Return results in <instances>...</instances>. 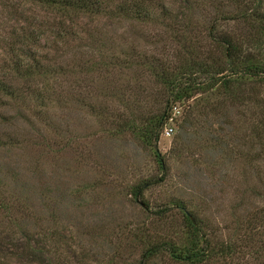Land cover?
I'll list each match as a JSON object with an SVG mask.
<instances>
[{
    "label": "trees",
    "instance_id": "1",
    "mask_svg": "<svg viewBox=\"0 0 264 264\" xmlns=\"http://www.w3.org/2000/svg\"><path fill=\"white\" fill-rule=\"evenodd\" d=\"M15 1L38 6L47 15L42 20L37 16L26 20V27L11 29V37L16 40L6 43L7 59L0 60V108L5 100L38 105L69 102L65 93L72 99L74 89L93 92L97 80L99 86L95 91L102 94V102L116 100L125 110L117 128L129 130L146 148L159 143L167 123L176 111L185 107L187 113L179 119L182 120L179 125H187L198 110L216 117L227 110L224 122L227 129L223 131L227 135L230 131L238 134L237 151L229 142L225 144L227 151L250 165L264 155V0ZM100 18L113 24L131 22L162 27V34H152L150 38L167 37L170 42L163 49L148 52H141L135 43L124 49L125 41L119 42V36L112 41L103 33L95 34L91 25ZM43 43L51 44L58 58L66 48L85 52L68 64L59 65L34 51L40 50ZM125 69L135 77L138 71L142 78L137 76L134 83L117 80L116 75ZM56 73L60 77L65 74L82 77L84 81L76 79L72 91H60L56 89L59 77L56 83L52 80ZM12 76L27 87L15 86L11 83ZM228 108L237 113L229 115ZM257 148L260 153L254 155ZM158 162L165 172L162 161ZM147 185L153 183H140L130 192L149 214L151 205L143 199ZM20 199L13 189L0 186V216L4 215V220L0 219V250L12 245L11 235L18 231L23 249L43 256L42 264H52L56 256L62 257L58 246L61 237L47 232L43 236L38 234L37 241L32 232L23 229L16 219ZM170 204L158 214L167 222L171 209L178 211V226L165 229L162 225L160 231L157 227L150 231L151 227L143 223L134 231L127 225L126 250H132L131 255L141 253V261L136 262L132 255L128 264H237L239 252L255 242L257 228L264 226L263 208H256L253 214L246 212V217L234 222L235 230L243 233L241 244H237L232 239H221L222 232L213 230L201 217L202 210L192 209L190 202L174 199ZM165 222L159 218L154 225ZM74 256L80 264L88 258ZM252 256H257L256 251Z\"/></svg>",
    "mask_w": 264,
    "mask_h": 264
},
{
    "label": "rangeland",
    "instance_id": "2",
    "mask_svg": "<svg viewBox=\"0 0 264 264\" xmlns=\"http://www.w3.org/2000/svg\"><path fill=\"white\" fill-rule=\"evenodd\" d=\"M46 15L35 5L0 0V60L7 59L6 43L16 40L11 37V29L26 27V20L36 16L42 20ZM91 27L97 36L103 33L112 41L119 36V42L125 41L124 49L135 43L141 52H148L163 49L170 42L167 37L150 38L162 34V27L155 25L113 24L100 18ZM50 45L43 43L40 50L34 51L59 65L85 52L66 48L58 58ZM135 73L142 78L138 71ZM55 75L52 80L56 83L59 77L56 89L60 91H72L76 79L84 81L82 77ZM136 77L127 69L116 75L119 81L133 83ZM18 81L11 77L15 86L27 87ZM95 83L93 92L74 89L72 99L65 93L69 102L38 105L4 99L6 103L0 108V186H8L21 198L16 219L36 240L38 234L60 235L62 257L56 256L51 263L80 264L74 255L88 256L82 264H128L132 255L136 262L141 261L140 251L131 255L132 250H126L127 225L134 231L143 223L151 227L150 231L156 227L160 231L162 225L165 229L178 226V211L171 209L167 222L160 217L174 199L190 202L194 210L200 208L201 217L211 228L222 232L221 239L241 244L243 233L235 230L234 222L246 212L264 209V155L250 165L227 151L226 143L237 149L238 135L223 131L227 129V110L217 117L198 110L187 125H179V119L187 113L182 107L167 123L159 143L146 148L129 130L117 128L125 110L116 100L106 106L102 94L95 91L97 80ZM228 111L229 115L237 113L231 108ZM118 116L122 117L117 121ZM167 129L173 130L170 136L166 135ZM253 153L257 155L260 150ZM148 182L153 185H147L144 193L143 199L151 205L146 214L143 203L137 202L130 190ZM159 218L165 223L154 225ZM0 219L4 220V215ZM257 231L255 242L239 252L237 264H264V226ZM11 236L12 245L0 250V264H42L43 256L23 249L18 231Z\"/></svg>",
    "mask_w": 264,
    "mask_h": 264
},
{
    "label": "built area",
    "instance_id": "3",
    "mask_svg": "<svg viewBox=\"0 0 264 264\" xmlns=\"http://www.w3.org/2000/svg\"><path fill=\"white\" fill-rule=\"evenodd\" d=\"M172 132H173L172 129H167V130H166V135H167V136H170Z\"/></svg>",
    "mask_w": 264,
    "mask_h": 264
},
{
    "label": "water",
    "instance_id": "4",
    "mask_svg": "<svg viewBox=\"0 0 264 264\" xmlns=\"http://www.w3.org/2000/svg\"><path fill=\"white\" fill-rule=\"evenodd\" d=\"M143 207H145L144 205H142Z\"/></svg>",
    "mask_w": 264,
    "mask_h": 264
}]
</instances>
